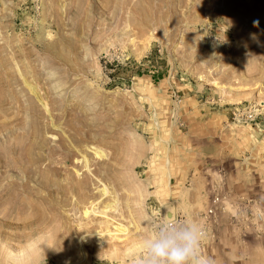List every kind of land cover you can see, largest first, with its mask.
<instances>
[{
    "label": "rangeland",
    "instance_id": "374dc122",
    "mask_svg": "<svg viewBox=\"0 0 264 264\" xmlns=\"http://www.w3.org/2000/svg\"><path fill=\"white\" fill-rule=\"evenodd\" d=\"M214 196L202 256L264 264V0H0V264H138Z\"/></svg>",
    "mask_w": 264,
    "mask_h": 264
},
{
    "label": "clouds",
    "instance_id": "9594fccd",
    "mask_svg": "<svg viewBox=\"0 0 264 264\" xmlns=\"http://www.w3.org/2000/svg\"><path fill=\"white\" fill-rule=\"evenodd\" d=\"M161 207L167 208V213L160 214V219L167 218V222L156 223L153 234L140 241L138 264H215L211 258L203 257L200 251L206 235L203 227L196 222L173 220L172 206L165 204ZM147 223L153 224L151 218Z\"/></svg>",
    "mask_w": 264,
    "mask_h": 264
},
{
    "label": "built area",
    "instance_id": "2783aa9c",
    "mask_svg": "<svg viewBox=\"0 0 264 264\" xmlns=\"http://www.w3.org/2000/svg\"><path fill=\"white\" fill-rule=\"evenodd\" d=\"M231 114L234 118H235V116L236 117L243 116L247 120H252L254 118L252 111H247V110L242 111L241 109H239L237 107L232 108ZM211 202L213 205L211 207L207 208L203 213L198 215V219L201 220L199 225L202 226L204 230H207V228L209 226L208 221L211 220V218H213V216H214V209H215L214 205L217 204L218 197L214 196L211 199ZM160 214L161 213L158 211V209L151 212V220L153 221V224H152L153 229H154L156 223L167 222V219L166 220L164 219L163 221H161ZM177 219L180 220V218L177 215H175L173 217V220H177Z\"/></svg>",
    "mask_w": 264,
    "mask_h": 264
},
{
    "label": "bare ground",
    "instance_id": "6f19581e",
    "mask_svg": "<svg viewBox=\"0 0 264 264\" xmlns=\"http://www.w3.org/2000/svg\"><path fill=\"white\" fill-rule=\"evenodd\" d=\"M29 87V90H30V92L35 96V98L43 105V107L46 109V106H45V103L42 101V99L39 97V95L37 94V92H36V90H34V88L33 87H30V86H28ZM27 154V158H26V161H30V155L28 154V153H26ZM11 168V167H10ZM87 211H85V213H86ZM115 228L116 229H118V230H121V228L120 227H118V226H115Z\"/></svg>",
    "mask_w": 264,
    "mask_h": 264
}]
</instances>
